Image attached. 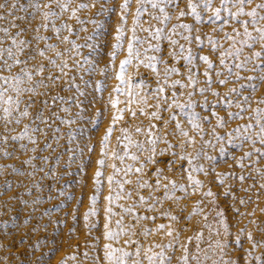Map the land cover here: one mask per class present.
Returning a JSON list of instances; mask_svg holds the SVG:
<instances>
[{
  "label": "rangeland",
  "instance_id": "rangeland-1",
  "mask_svg": "<svg viewBox=\"0 0 264 264\" xmlns=\"http://www.w3.org/2000/svg\"><path fill=\"white\" fill-rule=\"evenodd\" d=\"M80 2L92 3L93 0H74L73 8ZM186 2V0H185ZM264 0H255V3L247 5L245 11H249L255 7L256 4L262 3ZM17 4V7L13 9L11 5ZM27 0H0V4L7 5L6 8L0 9V14L6 16L5 21H0L4 26L8 25L9 21H12L17 16H26V13L20 10L19 5L25 4ZM124 0H98L95 7L79 10L77 15L80 18V24L84 30L76 36L69 32H64L63 35L69 36L70 40H74L77 45H81L77 50L72 53L73 60H69V64L74 60L81 62V67L77 68L75 72H70L69 75H76L75 84L77 87H73L71 91H64L60 95L68 98L70 96L76 97V99L69 100L67 103L58 101L56 110L61 119L69 121L68 123L56 122L59 126V133L57 138L50 139L53 148L42 150L44 144V137H40L41 148L37 149L36 153L31 151L27 152L24 156L20 153H16L13 158L0 157V184L5 179L12 185L11 189H0V193L7 191V196L0 195V201H7V206L0 204V223L6 222V227L0 234V264H31L39 257L38 264H96L95 257L100 254V249L103 244L110 243L114 248H123L125 251L132 253L131 259L127 261V264H132L133 260H139L140 264H161L158 254L163 251L165 257H171V264H185L182 260L183 255H187L181 245L186 244L188 252L196 253L200 257L199 264H264V245L252 248V241L248 239V234L251 233L254 238L259 236L257 232V225L252 223L253 220L259 223L264 220V157H259L255 151L259 149L264 152V146L256 143L253 145L251 141L243 142L237 141L238 144H242V147H236L233 149L229 146L231 155H220L219 145L215 148L204 145V150L208 156H214V161H209L207 157H201L198 159H192L191 166L187 161L177 160L176 165L172 169H166L164 174L170 180L176 181L179 185L188 187L189 192L192 188L189 186L188 173H181L180 165L183 163L184 167L189 170L192 177L196 180H200L203 183V187L199 189L195 195H192L185 199V193L176 190L175 195L178 197L177 202L169 201L166 197L162 198V204H156L155 211H148L147 204L141 206L136 204L133 207L132 214H125L124 208L133 206L136 200V194L133 193L131 199L124 198L115 200L111 205L104 199L109 195V188H111L112 195L115 197L117 192H120L119 186L113 181L109 184L107 177L115 175V180H119L123 183L124 179L131 180L133 183L137 180L136 174H129L124 176L123 172L116 174L113 169L115 164L117 168L123 169L126 165L133 164L129 158L125 157L123 161L114 158V153L123 155L125 151L124 145L127 144V140L123 139L121 129L127 128L129 135L133 141H146L145 134L136 133L135 127H140L147 130L150 123L148 116L139 114L138 109L145 108L148 113L155 112L157 109L153 106L156 100L152 98V91L156 88L155 77L151 67L145 65L150 64L147 57L158 55L153 49L149 48V43L155 45H163L164 41L153 40L149 35V32L143 31V29H149V13H156V10L146 6L148 12L140 17L139 26L136 25L135 13L139 6L137 0H130V9L126 17V23L121 25V8ZM103 5V10H101ZM184 7L183 4L180 6ZM213 7H223L220 0H213ZM228 7L235 11V8L231 4ZM199 10V9H198ZM31 11V9H29ZM212 9H209L210 12ZM260 15H264V11L257 9ZM8 13H14V16H8ZM225 19L229 22L225 23ZM242 19H251L243 17ZM95 21V22H93ZM184 22H193L194 18L191 16L183 18ZM21 23L20 21H15ZM73 25H77L75 18L71 21ZM177 21L173 17L172 23L167 27L171 28ZM209 23L207 15H204L202 21L196 22L198 28L203 29L204 33L210 34L214 39H220V43L223 45V49H228L231 42L224 37L225 33L228 35H235L233 27H236L241 32L242 28L239 27V21L232 20L228 13L222 11V18L215 21L214 27L223 29V32H212L211 28L206 27ZM264 24V21L260 22ZM152 28L150 32H154L156 27H160L159 22L152 20ZM99 25V27H98ZM23 26V25H22ZM123 27L124 36L121 40L123 45L115 63L112 64L109 61V53L112 51V45L116 43V29ZM259 26V25H257ZM135 28V33L133 29ZM13 32L16 29L12 30ZM249 31L252 28L249 27ZM42 35H48L41 31ZM138 37L141 40H145L144 44H135V50H138L140 55L132 59V63L127 66L125 80L126 83L120 84L123 92H115L113 89L120 83L116 79V73L119 70L120 61L124 60L128 53V44L133 41V36ZM255 35V33H253ZM178 39L180 44L185 45L184 55L188 54L190 49L195 57L193 64L198 71L196 72L197 78L201 81L197 87L203 86V72L206 68L203 61L199 60L200 55H207L209 59L217 63V54L209 51L207 42L203 45V51H199L195 44L189 45L183 39ZM202 39L205 37L202 36ZM243 37H237L239 40ZM87 41L88 46H82ZM56 43L55 40L52 41ZM43 46V42H41ZM67 45H61V49ZM236 47H243L244 57L251 55L247 46H241L237 43ZM179 53V48L175 49ZM253 51H261L259 45H257ZM85 58L90 61L94 68L90 72H85L84 69L88 68V64L84 63ZM140 61H144L143 64ZM226 64L230 66L234 62L231 57L226 59ZM180 64H184V68H180L182 73L187 72V61L173 60L169 66L180 67ZM254 64H260L264 67V53L261 58H255L248 63V68H253ZM107 65V68H106ZM160 74L163 75L162 67ZM218 67H220L218 65ZM235 70V69H234ZM106 72V74H105ZM241 76H259L264 75L259 69L256 71H244L240 70ZM83 76V80L79 77ZM223 78V77H221ZM181 79L183 83H187L185 77L171 74V80ZM171 80L169 83H171ZM258 84V90L253 92L251 89L244 91L243 95L248 96L249 93L253 96V101L249 105H244L248 111H246L242 120L234 118L233 123L229 125V129L239 124H251L252 127L249 130L253 135L258 132V125L255 123L257 116L252 109L264 110V104H258L257 101L264 96V84H260L258 80L253 81ZM241 84H246L245 80L240 81ZM215 87V84L213 85ZM235 86L229 83L224 86H220L217 90L222 94L226 93L230 87ZM191 88L187 89L190 91ZM83 93V95H80ZM184 93V94H182ZM138 94V95H137ZM147 97L148 104L145 105L141 98ZM207 98L211 103H215L216 99L210 93L207 94ZM177 99L179 103H185L188 101L185 90H177ZM202 97L196 93L192 97L194 102L202 101ZM234 102L229 108V111H237L235 104V97L233 94ZM119 101L116 107L112 106L113 101ZM135 100V103L132 101ZM61 107L68 108V112L59 111ZM132 108L137 110V118H132L130 113L126 110ZM120 109H125L123 112V120L118 121L114 125V131L108 141L102 142L106 130L112 124V117L118 113ZM162 111V110H161ZM189 114L191 109L187 110ZM195 111L201 115L207 114L208 109L202 110L200 107H196ZM212 111H217L219 115L226 116V112L221 111L219 107L213 108ZM172 114L177 115V119L182 123L186 130H189V134L195 136L197 143L194 146L188 147V152L195 155V149L201 147V138L195 132L191 130V126L187 123L188 117H185L179 109H173ZM47 115V112L45 113ZM164 119L167 120L169 113L163 112ZM264 115V113H262ZM212 123H205L203 127L207 131V135L203 137L205 141H211L212 144L216 142L212 139L211 129L216 124L214 117L211 118ZM157 124L154 131L158 134L163 131L159 122L152 121ZM24 123H28L25 120ZM261 123H264V119H261ZM16 128L12 133L13 135L19 133L22 130ZM43 127V125L41 126ZM169 130L174 128V123L167 125ZM229 129L217 128L216 131L223 135L225 131ZM47 130V129H46ZM51 138V133H49ZM118 137L121 138L118 141ZM255 138V137H254ZM178 140L184 139L177 135ZM169 140L173 143L176 140L170 136ZM29 145V149H31ZM147 147V145H146ZM164 148L163 144L159 146ZM55 149V151H53ZM129 153H136V148L130 146ZM177 151H181L177 149ZM252 151L251 159H248L245 153ZM140 155V153H136ZM181 154L183 152L181 151ZM37 155L38 157H48L47 161L37 159L33 161V165H25L24 175L13 173L12 168L19 167V160L24 159L25 156ZM148 155L144 152L141 155ZM236 156L242 159L244 168L242 169L239 164L233 163L232 157ZM104 159L106 166L101 169L104 172V176L101 178L103 181V194L100 201L97 203V209L99 215L90 216L86 220L84 218L91 207L90 197L94 193V172L97 170V161ZM138 166V165H136ZM43 168V172L39 171ZM161 167H163L161 165ZM203 167L206 171L200 172L194 169ZM214 169V170H213ZM32 175L29 176L28 173ZM220 173L221 176L216 174ZM245 175L246 179L240 182L236 179L238 175ZM154 179V177H153ZM223 179V185L221 186L220 180ZM151 183V180H149ZM165 183L167 181H164ZM125 190L130 189V185H124ZM247 189V191H245ZM211 190L214 196L205 197L203 194ZM231 191V195L225 196L224 193ZM151 189L140 190V194L145 197ZM163 191V189H161ZM17 194L18 198L9 200V196ZM157 196L160 193H156ZM244 199L246 203L241 204L240 199ZM39 199V204H34V201ZM82 200V203L78 201ZM202 200L200 207L202 212L200 215L193 217L189 222L186 230L179 236V241H175L173 236L165 234L167 229L157 231V225L172 223L160 213L165 210L171 209V214L175 215L178 212V205L187 204L190 210L192 206L198 201ZM110 206L114 215L110 217L109 227L121 235L114 240H105L101 237L97 241L96 237L101 236L103 224L106 222L104 211L106 207ZM238 209L239 213L235 210ZM222 212L223 215H218ZM254 213V215H252ZM156 216L154 221L141 220L136 225L137 235H132L129 231V227L132 223L133 217L139 216ZM207 216L205 221L204 217ZM34 217V218H33ZM75 217V219H74ZM123 217L122 224L118 225L117 221ZM39 224L41 227L38 230L30 232L34 224ZM208 227L201 228L203 238L197 239L195 235V229L193 225H205ZM46 225V227H44ZM95 225V227H92ZM173 228H178L180 225L172 223ZM73 229V231H70ZM123 229V232H122ZM11 230V231H9ZM148 230V234H144V231ZM127 232L128 234H124ZM6 237V239L4 238ZM20 237H23L21 240ZM188 237H193L192 242L187 243ZM136 241L134 244H127L125 241ZM239 241V242H237ZM173 244V247H165L168 244ZM199 244V248H197ZM156 245H160L157 247ZM221 248L223 251H221ZM139 249L140 255L136 256V250ZM149 249H151L149 251ZM51 250V251H50ZM251 255H248V253ZM87 253V255H85ZM119 255V253H117ZM148 256H156V259L149 261ZM72 257H75L74 259ZM260 257V259H256ZM104 264H113V262L105 261ZM164 264H168L165 259ZM188 264H195L194 261H189Z\"/></svg>",
  "mask_w": 264,
  "mask_h": 264
},
{
  "label": "snow or ice",
  "instance_id": "snow-or-ice-1",
  "mask_svg": "<svg viewBox=\"0 0 264 264\" xmlns=\"http://www.w3.org/2000/svg\"><path fill=\"white\" fill-rule=\"evenodd\" d=\"M98 0H93L92 3L80 2L76 5L75 8L72 7L74 0H27L26 5H19L20 10L26 13V16H17L14 20L9 21L7 26H4L0 23V157L13 158L16 153H20L21 156H24L27 152L31 151L36 153L38 148H41L40 137H44V144L42 150H47L53 148L50 139L57 138V133H59V126L56 125V122L68 123L69 121L61 119L59 116L56 105L58 101L67 103L69 100H75L76 97L70 96L65 98L60 95L64 91H71L73 87H77L75 84L76 75H69L70 72H75V70L81 67V62L79 60H74L73 63L69 64V60H73L72 53L77 50L81 45H77L74 40H70L69 36L63 35V33L69 32L76 36H79V33L84 29L79 26L80 18L77 15V12L82 9L95 7ZM138 7L135 13V23L137 26L140 24V17H142L150 6L151 9L156 10L157 13H149V29L153 27L151 24L152 20L159 22L160 27H156L154 32H150L149 29H143V31L149 32V35L153 40L164 41L163 45L160 44H151L149 43V48L153 49L158 55H153L147 57L150 61V64L145 65L146 67H151L153 75L155 77L156 88L152 91V98L156 100L155 105H153L157 111L148 113L145 108L138 109L139 114L143 116H148L149 125L147 130L137 125L135 127L136 133L145 134L147 139L146 141H133L129 135H126L128 132L127 128L121 129L122 136L124 140H127V144L124 145L125 151L123 155L114 153V158L123 161L125 157L133 161V164L126 165L125 168H117L114 164L112 167L116 174L123 172L124 176L127 177L129 174H136L137 180L133 183L131 180L124 179L123 183L119 180H115V175H110L107 177L109 184L113 181L119 186L120 192H117L115 197L112 195V189L109 188V195L104 197L108 201V204L111 205L115 200L128 198L131 199L133 193L136 194V200L134 201L133 206L124 208L125 214H132L133 207L136 204L141 206L147 204L148 211H155L156 204H162L164 197L169 201L174 203L178 201L175 192L179 190L185 193V199L195 195L196 192L203 187V183L200 180H196L192 177L191 173L187 168L184 167L183 163L180 165L181 173H188L189 186L192 188V191L189 192L188 187L184 185H179L174 180L168 179L165 176L164 172L166 169H172L175 167L177 160L187 161L188 165L191 166L192 159H198L201 157H207L209 161H214V156H208L207 152L204 150V145L208 144L211 147H216L219 145V154L220 155H231L229 151V146L233 149L236 147H242V144H238L237 141L248 142L251 141L253 145L259 143L264 146V123H261V119H264V110L256 108L252 111L256 114L257 119L255 123L258 125V132L254 135L250 133L252 127L251 124H239L237 123L235 127L229 129V125L233 123L234 118L242 120L244 118L243 114L248 111L244 105H251L253 101V96L249 93L248 96H244V91L251 89L253 92L258 90V84L253 81L258 80L260 84H264V75L259 76H241L240 70L244 71H256L259 69L260 72L264 73V67H261L260 64H254L253 68H248V63L255 58H261L262 53H264V24H261V21H264V15H260V12L257 9L264 11V2L258 3L249 11H245L247 5L255 3V0H220V3L223 7H213V0H137ZM181 4L184 5L181 8ZM231 4L235 11H232L228 5ZM7 5L0 4V9L6 8ZM13 9L17 7L16 3L11 5ZM121 8V25L126 23L125 14L128 13L130 9V0H124V3L120 6ZM31 9V11H29ZM199 9V10H198ZM209 9L212 11L208 12ZM101 10H103V5H101ZM222 11L228 13V16L232 20L239 21V27L242 28V32L233 27V32L235 35H228L225 33L224 37L231 42L228 49H221L223 45L220 43V39H214L212 35L204 33L203 29L196 26V22L202 21L204 15H207L209 23L206 27L211 28L212 32L217 31L223 32V29H217L213 25L215 21L222 18ZM8 16H14V13H8ZM191 16L194 18V21L184 22L183 18ZM173 17H175L177 23L173 24L171 28H168L167 25L172 23ZM243 17L251 18L242 19ZM75 18L77 25H73L71 21ZM6 16L0 14V21H5ZM20 21L21 23H16L15 21ZM95 22V21H93ZM229 21L225 19V23ZM23 25V26H22ZM259 25V26H257ZM99 27V25H98ZM249 27L252 28V31H249ZM16 29L15 32L12 30ZM44 33H49L48 35H42L41 31ZM135 33V28L133 29ZM115 40L116 43L112 45V51L109 53V61L114 64L116 58L118 57L120 51L122 50L121 40L124 36L123 27H118L116 29ZM255 33V35H253ZM205 38L202 39L201 37ZM173 37H178L183 39L187 44H195L199 51H203V45L207 42L210 52L217 54V63L209 59L207 55H200L199 60L203 61L206 68L203 72V86L197 87L201 81L197 78L196 72L198 69L193 64L195 57L193 56L191 50H188V54L184 55L185 45L180 44L178 39ZM237 37H243L237 40ZM55 40L56 43L52 41ZM134 42H129L127 49V57L120 61L119 70L116 73V79L120 82L113 91L123 92V89L120 87V84L126 83L125 75L127 66L132 63V59L139 57L140 53L138 50L134 51L135 44H144L145 40H141L135 35L133 36ZM43 42V46H41ZM237 43L241 46H247L251 55L244 57L243 60H240V57L243 55V47H236ZM61 45H67L61 49ZM259 45L261 51H253V49ZM82 46H88L87 41ZM179 48V53L175 51L176 48ZM231 57L234 62L231 66L226 64V59ZM173 60H184L187 61V72L182 73L180 68H184V64H180V67L169 66ZM84 63H87L88 68L84 69L85 72H90L93 70L94 65L85 58ZM141 64L144 61H140ZM160 65L162 67L163 75L160 74L161 68L156 67ZM107 68V65H106ZM235 69V70H234ZM106 74V72H105ZM171 74H176L181 77H185L187 83H183L181 79L171 80ZM223 77V78H221ZM83 80V76L79 77ZM171 80V83L169 81ZM245 80L246 84H241L240 81ZM229 83L234 84L235 86L230 87L226 93H221L217 89L220 86L227 85ZM215 84V87L213 86ZM191 88L190 91L187 89ZM185 90L188 97V101L185 103H179L177 99V90ZM198 93L203 99L200 102H194L192 97L194 94ZM211 94L213 97L217 98L215 103H211L207 94ZM184 94V93H182ZM235 97V104L237 111L231 112L229 108L232 106ZM83 95V93H80ZM138 95V94H137ZM142 102L147 105L148 98L142 97ZM136 101L133 100L132 103ZM119 101H113L112 106L116 107V104ZM258 104H264V96H262L258 101ZM196 107H200L202 110L208 109L207 114L201 115L195 111ZM219 107L221 111L226 112V116H221L217 111H212L213 108ZM173 109H179L180 112L188 117L187 123L191 126V130L195 132L201 138V147L195 149V155L188 152V147L194 146L197 141L195 136L189 134V130H186L182 123L177 119V115L172 114ZM191 109V113L187 111ZM132 118H137V110L132 108L126 109ZM162 110V111H161ZM59 111L68 112L69 109L61 107ZM125 109H120L117 114L112 117V124L106 130L102 142H106L112 135L114 131V125L123 120V112ZM47 112V115L45 113ZM163 112H168L167 120L164 119ZM214 117L216 124L211 129L212 139L216 144H212L211 141H205L203 137L207 135V131L203 127L205 123L211 124V118ZM25 120H28V123H24ZM152 121H157L160 124L163 131L157 133L154 131L157 127L156 123ZM174 123V128L169 130L167 125ZM22 130L13 135L12 133L16 128ZM43 125V127H41ZM229 129L225 131L223 135L219 134L216 129ZM47 129V130H46ZM51 133V138L49 137ZM179 137L184 139L178 140ZM172 137L173 140H176L175 143L169 140V137ZM255 137V138H254ZM118 141L121 140L120 137L117 138ZM160 144L164 145V148L161 149ZM31 145V149H29ZM147 145V147H146ZM130 146L136 148V153H129L128 149ZM177 149L181 151H177ZM55 151V149H53ZM259 157H264V152L259 149L255 150ZM144 152H147L148 155H141ZM248 159H251L252 151L245 153ZM37 159H42L47 161L48 157H38L37 155L25 156L24 159L19 160V167L12 168L13 173H18L19 175H24L25 173L21 169L25 168V165H33V161ZM233 163L239 164L243 169L244 163L239 157L233 156ZM97 170L94 172V193L90 197L91 207L87 213H85L84 218L87 220L90 216L99 215L97 209V203L100 201V198L103 194V181L102 177L104 172L101 170L106 166L104 159H100L97 162ZM138 165V166H136ZM161 165L163 167H161ZM34 167V165H33ZM195 171L205 172L207 171L203 167L194 169ZM214 170V169H213ZM3 171H7L4 169ZM3 171H0V174H3ZM39 171L43 172L41 167ZM29 176L32 175L31 172L28 173ZM218 177L222 174L217 173ZM154 177V179H153ZM236 179L240 182H243L246 177L241 174L236 176ZM151 180V183L149 182ZM164 181H167L166 183ZM221 186L223 185V179L220 180ZM124 185H130L129 190H125ZM264 188V185H261ZM12 185L7 179L0 184V189H11ZM151 189L148 193V196L140 194V190ZM163 189V191H161ZM247 191V189H245ZM156 193H160L159 196ZM2 196H7L8 192L4 191L0 193ZM205 197L214 196L211 190L203 194ZM225 196L231 195V191L224 193ZM18 198L17 194L9 196L8 199L12 200ZM241 204L246 203L242 198L239 201ZM82 203V200L78 201ZM202 200H198L192 208L189 210L187 204L178 205L177 214H171V209L161 212L160 215L171 221L180 225L178 228H173L172 223L169 224H159L157 225V231L165 230L166 235L175 236L173 239L179 241V236L184 232L188 226V222L195 216H198L202 212L200 207ZM0 204L7 206V201H0ZM34 204H39V199L34 201ZM106 222L103 224V231L101 236L96 237L97 241L101 237L105 240H114L118 238L121 233L113 231L109 225L111 223L110 217L114 215L113 210L110 206L104 209ZM239 213V210H235ZM264 211V210H262ZM218 215H223L222 212H219ZM254 215V213L252 214ZM34 218V217H33ZM75 219V217H74ZM156 216H139L133 217L132 223L129 227V231L132 235H137L136 225L141 220H152L154 221ZM205 221L207 216L204 217ZM123 217L121 220L117 221V224H122ZM252 223L257 225V232L259 236L254 238L251 233L248 234V239L252 241V248H257L264 245V220L257 223L253 220ZM6 227V222L0 223V230H3ZM41 227L39 222L34 224L30 232L38 230ZM46 227V225H44ZM92 227H95L93 225ZM208 227L205 225H193L195 229V235L197 239H202L201 228ZM11 231V230H9ZM73 231V229H70ZM123 232V229H122ZM2 234V231H0ZM124 234H128L125 232ZM144 234H148V230L144 231ZM6 239V237H4ZM22 240L23 237H20ZM193 237H188L187 243L192 242ZM239 242V241H237ZM127 244H134L136 241H125ZM160 247V245H156ZM165 247H173V244H168ZM184 249V252L187 255L182 256V260L185 264L188 262L194 261L195 264H199L200 257L196 253L188 252L187 245H181ZM199 248V244H197ZM151 249H149L150 251ZM51 251V250H50ZM221 251L223 249L221 248ZM119 253V255H117ZM136 256L140 255L139 249L136 250ZM87 255V253H85ZM248 255H251L249 252ZM159 259L161 264H164L165 259H167L168 264H171V257H165L163 251L159 254ZM132 253L125 251L123 248H114L112 244L105 243L100 249V254L95 257L96 264H104L105 261L113 262V264H127V261L131 259ZM73 259L75 257H72ZM149 261L156 259V256H148ZM39 257L35 261H32L31 264H38ZM260 259V257H256ZM132 264H140L139 260H133Z\"/></svg>",
  "mask_w": 264,
  "mask_h": 264
}]
</instances>
